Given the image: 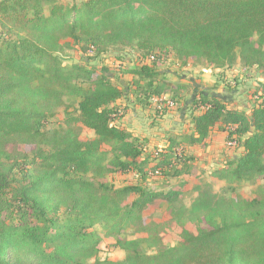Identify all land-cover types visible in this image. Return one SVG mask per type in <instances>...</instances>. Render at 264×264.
<instances>
[{"label": "trees", "instance_id": "1", "mask_svg": "<svg viewBox=\"0 0 264 264\" xmlns=\"http://www.w3.org/2000/svg\"><path fill=\"white\" fill-rule=\"evenodd\" d=\"M76 46L81 58L67 62ZM111 48L139 55L125 91L91 64ZM170 56L182 68L264 69V0H0V264H264V186L252 198L238 191L264 180V84L249 113L199 92L192 132L164 148L117 124L123 100L156 99L168 114L178 88L160 69ZM216 128L242 152L213 171L220 193L189 190L187 150ZM130 173L133 184L109 181ZM154 176L183 182L153 191ZM155 205L162 223L146 221ZM173 227L179 241L165 244ZM106 240L123 260L100 258Z\"/></svg>", "mask_w": 264, "mask_h": 264}, {"label": "rangeland", "instance_id": "2", "mask_svg": "<svg viewBox=\"0 0 264 264\" xmlns=\"http://www.w3.org/2000/svg\"><path fill=\"white\" fill-rule=\"evenodd\" d=\"M69 5L80 4L83 0H61ZM82 54L79 48L76 46L73 49H68L66 52L67 62H74L76 59L81 58ZM85 60V59H84ZM139 61V55L136 51H120L117 48L108 49L105 54L99 57H93L91 64L96 67L106 66L110 68L115 76L116 83L126 90L129 84H131L135 78L128 73V70L133 69ZM126 69L127 71H125ZM188 70H183L179 63L173 56H170L166 63L161 67V72H166V76L161 73L160 80H165L171 88H178V92L174 95L175 106L170 109L167 115H160L157 113L156 106L150 105L146 108H142L138 105L128 103V101L122 102V106H127V111L124 116L118 118V126L132 130L134 134L144 137L149 140L150 147L162 148V145L167 144L166 141L169 136H175L176 134H189L192 132V118L194 109L191 107L192 101L195 96L200 92V86H206L203 92L207 94H216L230 100V106L236 107L241 111L247 113L255 106V94L260 84H264V69L259 68H245L238 61L233 66L224 69H215L212 66L206 64H200L192 62L187 66ZM197 73H193L194 71ZM202 70H206L207 73L216 80V83H209L203 79ZM198 75L196 78L199 88H193L187 80L184 83H180L182 76L184 75ZM210 80H213L210 78ZM196 83V84H197ZM223 86V87H222ZM198 91V93L196 92ZM202 92V90H201ZM172 96V95H170ZM169 96V97H170ZM167 97V98H169ZM193 98V99H192ZM217 130V134H218ZM217 134H212V138L209 142L206 141V145L202 146H190L187 150V155L192 156L194 172L186 179L188 183V189L191 190L197 185L211 184L216 193H220L222 187L225 186L224 182L215 180L212 173L215 169L221 168L226 161L230 160L234 154H241L240 146H229V140L216 139ZM89 136H92L89 134ZM221 146H219V144ZM208 144L214 146L213 149L207 151ZM194 147H197L194 148ZM209 152V153H207ZM137 180L136 174L130 173L124 174H112L109 176V181L114 183L117 187H122L127 184H133ZM182 180H164L161 177L154 176L147 180V186L153 191H167L172 187L177 186ZM183 182V181H182ZM264 186V180L257 182L256 184L244 183L238 187L239 193L246 198H252L257 188ZM196 195V194H195ZM194 195V196H195ZM192 198L189 196L187 203ZM166 209L160 206H153L148 212H146V221L162 223L166 220ZM190 228L194 226L190 222ZM181 229L178 227L168 228L164 233V243L175 245L180 238ZM101 259H107L111 261H121L125 258V253L119 248L113 247L110 240H106L101 247L99 254Z\"/></svg>", "mask_w": 264, "mask_h": 264}, {"label": "crops", "instance_id": "3", "mask_svg": "<svg viewBox=\"0 0 264 264\" xmlns=\"http://www.w3.org/2000/svg\"><path fill=\"white\" fill-rule=\"evenodd\" d=\"M183 70H188L187 69V67H185V68H183ZM222 70V69H221ZM203 71V73L205 72V73H207V71L206 70H202ZM162 74H164V76H166V75H168V74H166V72H161ZM193 73H197V71L195 70ZM198 77V75H194V74H192V75H189V76H187V75H184V76H182V80H180V83L182 84V83H184L186 80L191 84V85H193V88H199V84L197 83V81H199V80H196V78ZM210 78L211 79H213V80H210ZM203 79L205 80V81H208L209 83H216V80L214 79V78H212V76H210L208 73L206 74V75H203ZM197 83V84H196ZM183 85V84H182ZM223 87V86H222ZM200 92H201V90H202V92H203V89H205L206 88V86H204V85H202V86H200ZM197 93H198V91H196ZM220 96V95H219ZM193 99V98H192ZM228 99V98H227ZM125 100H123V101H119L118 103L119 104H122V102H124ZM128 130V129H127ZM217 130H219L218 128H216V129H214L212 132H211V134H210V136H209V138L207 139L208 140V142L213 138L214 139V137H213V133L214 134H217ZM129 132H131L135 137H139V138H141V139H145L146 140V135L144 136V137H140L139 135H136V134H134L133 133V131L132 130H128ZM176 135H179V134H176ZM181 135V134H180ZM218 136H217V138L216 139H226L227 138V133L226 132H224V131H218V134H217ZM170 137V136H169ZM206 140V141H207ZM148 142H149V140H147ZM167 142V144H165V145H162V147L164 148V147H166L167 145H168V141H166ZM221 144L222 143H220L219 144V146H221ZM204 145H206V142L204 143ZM203 145V146H204ZM196 146V145H195ZM199 146V145H198ZM200 146H202V145H200ZM149 148L150 149H154V148H156V147H153V148H151L150 147V142H149ZM194 148H196L197 149V147H194ZM214 148V146L213 145H211V144H208V147H207V151H209L210 152V150L211 149H213ZM240 151L242 152V149H240ZM209 152H207V153H209ZM238 154H234V156L232 157V158H234V157H236ZM231 158V159H232ZM230 159V160H231Z\"/></svg>", "mask_w": 264, "mask_h": 264}, {"label": "built area", "instance_id": "4", "mask_svg": "<svg viewBox=\"0 0 264 264\" xmlns=\"http://www.w3.org/2000/svg\"><path fill=\"white\" fill-rule=\"evenodd\" d=\"M165 99H166V98H165ZM153 103H154V105L156 106L157 103H158V100H156V99L153 100ZM168 105L170 106V109L173 108V107L175 106V104H174L173 102H171V101L168 102ZM236 144H237V143H236L235 141H229V142H228V145H229V146H236Z\"/></svg>", "mask_w": 264, "mask_h": 264}]
</instances>
